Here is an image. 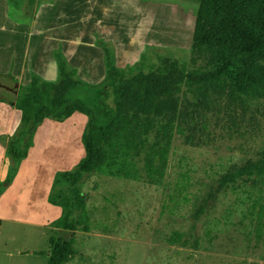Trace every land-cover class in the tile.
<instances>
[{"label":"rangeland","instance_id":"374dc122","mask_svg":"<svg viewBox=\"0 0 264 264\" xmlns=\"http://www.w3.org/2000/svg\"><path fill=\"white\" fill-rule=\"evenodd\" d=\"M196 10L197 0H0V47L7 18L22 30L13 51L0 49V98L11 102L15 85H28L33 73L57 81V50L76 79L89 86L105 76L104 47L120 69L145 54V72L159 57L192 70ZM36 40L29 71V63L20 59ZM45 47L52 53L47 56L45 50L37 61L38 50ZM13 57L18 58L16 67L11 66ZM101 94L96 88L75 90L69 97L87 95L98 113L110 117ZM178 96L193 100L186 86ZM248 105L234 122L222 114L209 116L201 146L185 145L175 134L165 176L156 184L107 173L84 176L88 232L66 233L51 226L56 217L47 202L54 173L72 169L84 156L80 138L86 117L74 113L63 122L47 119L34 135L14 189L0 200V264H46L51 236L73 238L76 254L67 264H264V230L258 235L249 215L257 191L250 183L235 189L219 185L228 170L257 161L264 151V101ZM11 109L0 102V135L9 136L18 127L20 115ZM142 157H135L140 168ZM7 165L6 158L0 160V174ZM173 233L182 235L181 242H168Z\"/></svg>","mask_w":264,"mask_h":264},{"label":"trees","instance_id":"16d2710c","mask_svg":"<svg viewBox=\"0 0 264 264\" xmlns=\"http://www.w3.org/2000/svg\"><path fill=\"white\" fill-rule=\"evenodd\" d=\"M106 72L96 86L76 79L60 50L53 53L58 80L49 82L31 74L28 85H19L12 104L20 113L18 127L0 135L8 161L0 181V197L18 174L33 147V138L44 120L63 122L74 113L86 117L81 135L84 156L70 170L54 173L47 202L60 208L50 224L61 232H88L86 198L81 192L84 176L105 174L148 184L160 182L168 167L174 135L185 145L201 146L209 116L224 115L234 122L247 112L248 103L264 101V0H197L187 70L174 59L159 57L147 72L146 55L125 69L116 67L104 47ZM196 67V68H195ZM17 83V79H12ZM189 87L192 101L178 96ZM102 89L101 104L109 113H98L85 95L71 99L75 90ZM142 167L135 157L140 154ZM247 185L257 191L249 215L258 235L264 230V151L257 161L232 167L220 179V187ZM260 184L261 188H257ZM255 195V194H254ZM173 233L170 244L181 242ZM73 238L51 236L46 264H67L75 257Z\"/></svg>","mask_w":264,"mask_h":264},{"label":"crops","instance_id":"0c3cea01","mask_svg":"<svg viewBox=\"0 0 264 264\" xmlns=\"http://www.w3.org/2000/svg\"><path fill=\"white\" fill-rule=\"evenodd\" d=\"M17 22H13V21H11L9 18H7V21H6V25L8 26V28L6 29V28H4V27H2V30H1V32H3L2 34V39H1V47H0V49H3V46H4V49H5V51H8V50H11V51H13L14 49L13 48H16V46H18L19 45V40L17 39L18 37H19V33L22 31L21 30V24H18ZM42 34V33H41ZM37 36L35 33L34 34H31L30 35V33L28 32V36L29 37H32V36ZM44 34H42V38H41V40H42V43H44L45 42V39L43 38L44 36H43ZM46 35V34H45ZM53 42V41H52ZM4 44V45H3ZM32 46H30V43H29V46H28V52H27V54L25 55V54H23V55H21V59L20 60H22V59H24L25 60V65H27V63H29V65H28V68H29V71H31L33 68H34V64L35 63H33L32 64V62H33V60L35 59L34 58V56H33V54H32V59H29L28 57L31 55L30 54V51H31V49L32 50H34L35 52L37 51V47H36V45H37V40L34 42V44H31ZM54 47V46H53ZM52 47V50H54L55 48H57L58 46H55L54 48ZM43 48V47H42ZM30 49V50H29ZM46 50V53H47V56L49 55V52H50V50H51V48H49V50L45 47L43 50H41V53H40V50H38V52H39V54H38V57H37V61H40V60H42V59H40V56L42 55L43 56V52ZM33 53V52H32ZM50 53H52V52H50ZM14 56H16V52L14 53ZM17 57V56H16ZM17 60H18V58H17ZM16 58L15 57H13V59H12V61H13V63H12V65L11 66H13V67H16L18 64L16 63ZM36 61V62H37ZM15 63V64H14ZM9 64H10V60H9ZM45 66V65H44ZM43 66V67H44ZM41 68V67H40ZM42 69V68H41ZM31 73V72H30ZM19 77V76H18ZM18 79V78H17ZM18 82H19V79H18ZM7 90V89H6ZM16 95V94H15ZM7 106H9L10 108H12L11 109V114H17V113H19L18 111H15V109L10 105V104H7ZM19 115H20V113H19ZM46 120H44V122H45ZM43 122V123H44ZM8 127V124H7V126H6V128ZM5 128V129H6ZM33 149V148H32ZM28 157V156H27ZM5 158V152H4V147L0 144V160L1 159H4ZM23 163V162H22ZM2 164V163H1ZM21 167V166H20ZM20 168H19V171H18V174L16 175V177H15V179L13 180V182H12V184L9 186V188L2 194V196L0 197V200L2 201V200H4L5 199V197L9 194V193H11L12 192V190L14 189V187H15V185H16V182H17V176L20 174ZM4 176H5V172L3 171L1 174H0V181L4 178ZM51 208H52V210H54L53 211V217H58L59 216V214H60V208H58V207H54V206H50Z\"/></svg>","mask_w":264,"mask_h":264},{"label":"water","instance_id":"95a60500","mask_svg":"<svg viewBox=\"0 0 264 264\" xmlns=\"http://www.w3.org/2000/svg\"><path fill=\"white\" fill-rule=\"evenodd\" d=\"M15 88L17 89L18 85H15ZM7 90H9V88ZM15 94H16V91H15ZM11 106H13V103L11 104Z\"/></svg>","mask_w":264,"mask_h":264}]
</instances>
